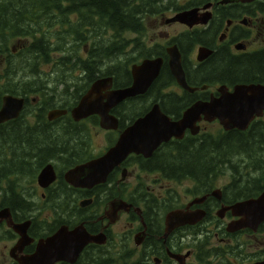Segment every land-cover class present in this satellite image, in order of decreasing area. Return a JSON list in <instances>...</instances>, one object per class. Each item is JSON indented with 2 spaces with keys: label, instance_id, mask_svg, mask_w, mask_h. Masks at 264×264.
I'll return each mask as SVG.
<instances>
[{
  "label": "flooded vegetation",
  "instance_id": "1",
  "mask_svg": "<svg viewBox=\"0 0 264 264\" xmlns=\"http://www.w3.org/2000/svg\"><path fill=\"white\" fill-rule=\"evenodd\" d=\"M203 1L181 11L168 6L152 15L158 18L152 30L155 38L143 42L142 53L131 46L134 59L124 69L115 60L105 62L103 67L101 61H94L93 69L87 68L84 58L47 61L51 79L38 90L51 94L48 106H38L41 100L37 97L34 107H28L26 99L18 119L0 124V211L9 209L15 224L31 221L27 234L32 239L22 251L12 253L21 237L7 220L3 221L0 239L5 245L0 259L19 264L12 254L18 258L31 256L39 241L55 234L62 225L73 229L81 223L90 234L104 232L107 236L105 245L91 244L82 256L89 248L100 252L115 241V228L125 221L124 227H131L126 232L133 234L136 246V237L145 233L143 257L151 256L141 264H156V259L159 264H179L170 253L184 258L185 264H264V220L257 226L230 230L240 221L264 215V200L256 203L264 196V109L245 129L226 131L218 120L208 122L204 116L190 119L181 138L162 143L149 157L129 155L104 184L75 188L66 181L68 172L105 155L126 130L156 108L172 123H178L196 105L220 98L222 90L233 94L240 86L264 88V0ZM192 8L200 9L201 19L208 15L207 22L194 27L169 22ZM172 49L180 55L191 90L184 88L173 73ZM146 60H162L159 75L145 94L111 110L110 115L118 121L117 130L103 129L98 115L78 122L73 118L72 112L96 81L112 77L113 90L131 87L134 66ZM5 64L4 55H0V67ZM150 74L146 69L144 76ZM4 78V72H0V109L5 96ZM245 94L254 98L252 93ZM54 111L65 114L51 121L49 114ZM88 127L90 139L96 135L100 146L104 141L96 154L90 152L91 145L85 139L84 129ZM6 139L10 140L8 147ZM25 146H43V163L36 166L37 160L23 156ZM6 161L13 171L1 178L7 173ZM49 165L56 180L44 188L39 176ZM87 201L89 204L83 206ZM118 201L130 207L110 225L107 213ZM241 204L245 205L233 210ZM62 208L78 212L74 224L62 223L64 218L48 224L36 215ZM176 211L193 216L197 222L176 229L165 242L166 218Z\"/></svg>",
  "mask_w": 264,
  "mask_h": 264
},
{
  "label": "water",
  "instance_id": "2",
  "mask_svg": "<svg viewBox=\"0 0 264 264\" xmlns=\"http://www.w3.org/2000/svg\"><path fill=\"white\" fill-rule=\"evenodd\" d=\"M254 0H224L223 3H248ZM209 5L204 7L207 10ZM199 8H192L178 13L169 22L180 23L189 27H194L201 22L206 23L209 16L205 15L202 19L199 17ZM203 20V21H201ZM171 54V67L179 83L186 89H189L184 72L181 67L180 55L177 49L169 51ZM162 66V60H146L140 66H134L135 81L133 86L113 90L114 79L108 77L96 81L90 91L82 98L79 106L72 112L73 118L78 122L98 115L101 118V127L105 130H117L118 121L110 115L112 109L124 101L145 94L153 81L158 77ZM146 69L151 70L150 76H144ZM107 92V93H106ZM220 98H214L210 103L196 105L188 111L181 122L172 123L168 117L162 114L159 108L153 111L146 118L140 119L133 127L126 130L116 146L109 150L102 157L93 160L87 164L78 166L68 172L66 181L75 188H92L98 184H104L109 174L120 166L131 154H143L149 157L155 149L162 143L169 141L173 137L181 138L185 125L188 120L200 119L204 116L208 122L218 120L226 131L234 129H245L252 119L264 109V99L262 97L264 88L258 86L237 87L233 94L227 91H221ZM246 92L254 95L253 99L248 98ZM105 93V94H104ZM26 98L7 94L3 98L0 109V124L8 123L20 117L26 107ZM65 111H54L49 114V119L55 120ZM260 115V114H258ZM56 180L55 171L52 165L45 167L39 176V184L46 188ZM264 200L262 196L256 203ZM90 201L84 202L83 206ZM242 205H237L233 210L240 209ZM129 205L123 201L113 202L111 212L107 213L110 225L115 224L120 219V213L128 212ZM8 222L17 234L20 235V241L12 250L16 254L32 242L27 231L31 221L23 224H15L9 209L0 211V225L3 221ZM199 220V219H198ZM264 220L261 218H248L231 226V231L240 230L251 226H257ZM197 219L181 211L170 213L166 218L165 242L169 236L178 228L187 224H195ZM137 246H142L145 241V233L136 237ZM107 236L104 232L96 235L90 234L84 223H81L70 229L67 225H62L55 234L41 239L37 245L36 252L27 257L18 258L14 254L15 260L19 264H77L87 246L91 244L105 245ZM170 256L179 262L185 264L181 256ZM159 264L158 259L155 260Z\"/></svg>",
  "mask_w": 264,
  "mask_h": 264
},
{
  "label": "trees",
  "instance_id": "3",
  "mask_svg": "<svg viewBox=\"0 0 264 264\" xmlns=\"http://www.w3.org/2000/svg\"><path fill=\"white\" fill-rule=\"evenodd\" d=\"M203 2V0H192L180 4L177 0H0V55H4L6 60L7 79L4 94L24 98L36 94L41 101L50 100L51 94L47 90H38V86L45 85L47 80L36 75L34 69L38 60H43L45 63L50 59L49 55L53 51L50 44L51 29H60L56 34L62 35L65 45L68 46V48H60L61 51H73L75 47L79 48L80 44H85L91 37L92 49L87 57L86 66L93 69L94 61H101L103 67L105 62L124 54L129 44L124 34L143 36V22L149 16L162 12L168 6L181 11L194 6V3ZM73 18H76V21L71 22L70 19ZM65 27L68 29H63ZM110 32L112 33L108 43L102 45L101 38ZM39 35L41 36L37 38ZM31 39L33 41L30 46L20 53H25V57L32 61L30 72L34 74V77L32 80L24 81L18 78L19 73L15 65L17 55L14 54L13 45L18 40ZM134 43L136 47L141 45L137 40H134ZM140 52L142 53L143 50ZM42 106H48V102ZM9 145L10 140L6 139V146ZM42 149H44L43 146L39 148L25 146L22 148V155L33 157L38 161L36 166H39L43 163L40 155ZM5 166L7 173L1 178H6L9 170L13 171L9 167L10 162L6 161ZM61 222L75 223L73 220L65 219ZM98 250L89 248L78 264L86 260L87 256H91L87 259L88 264H112L111 259L100 255ZM89 252H93V255H88ZM150 256L151 254H148L143 257V260Z\"/></svg>",
  "mask_w": 264,
  "mask_h": 264
},
{
  "label": "rangeland",
  "instance_id": "4",
  "mask_svg": "<svg viewBox=\"0 0 264 264\" xmlns=\"http://www.w3.org/2000/svg\"><path fill=\"white\" fill-rule=\"evenodd\" d=\"M188 1L190 0H179L178 3L183 4V3H187ZM170 7L172 8V6ZM73 20L76 21V18H73L72 20L70 19L71 22ZM156 21H158V18L155 19L153 16H149L146 20H144L143 22L144 31L142 32L144 33L143 36H138L136 34H131V33L124 34L125 35L124 38L129 42L128 48L126 49V52H124V54L120 55L119 57L116 56L114 59L117 63H119L121 69L122 68L124 69V67L130 64L131 59H134V54L131 53V46L132 47L135 46L134 40H137L139 43H141V45H139L138 47L135 46V48L137 49L136 52H138L142 48L141 46L143 42H147L155 38V35L153 34L152 30L155 26ZM63 29L67 30L68 28L65 27ZM59 30L60 29H51L50 44L53 47L52 49L53 51H51V54L49 55L50 62L52 60L65 61L64 58H66V60H68V58H70V60L82 59V58L87 60V57L89 56L90 51L92 49L91 37L88 38L85 44H80L79 48L75 47L73 51H65V50L61 51L59 50L60 48H68V46L65 45V40H63L62 38L63 36L56 34ZM111 33L112 32L108 34L106 33L107 35L104 36V38H101L100 41H102V45L103 44L105 45L108 43L109 36H111L110 35ZM40 36L41 35L37 36V38ZM32 41L33 39L18 40L16 41L15 45H13V48H15L14 54L17 55L15 65L19 73L18 78L24 81L28 79L32 80V78L34 77L33 76L34 74L30 72L32 61H30V58L28 59L25 57V53L21 54L20 51L22 50L25 51L30 46V43ZM47 61L44 63L43 60H38L34 71L36 75L42 77L43 79L50 80L51 75L49 74L50 69H48L49 65L47 64ZM66 67L70 68L71 65H68ZM5 69H6V64L4 67H0V72L2 73L4 72L5 74ZM74 71H72V75H74ZM6 81L7 79L5 76L4 84H6ZM37 97H39V95L33 94V95H29V98L28 97L26 98V99H29L28 107H34L35 102H33V99H36ZM46 102H48V100H46L45 102L41 101V104L38 106H42V104ZM84 133L86 135L85 137L86 141L90 143L91 145L90 152L94 154L98 153V151L101 150L100 147L104 144V141L102 145L100 146V140L98 138H95L97 137L96 135L92 136V139H90L89 127L84 129ZM92 133L94 135V131ZM25 180L27 181L28 179H25ZM36 215H38V219L40 221H45L48 224H53L56 220L63 219V218L73 220L78 216V212L72 208H62L58 210L46 209V210L41 211L40 213H36ZM125 224L126 222L122 221L120 224L116 226L115 230L116 232H118V236L115 237V241H113V243H111L110 245L103 247V249L100 250L99 254L106 258L111 259L112 264H141V262L143 261V255L145 254L144 246L137 247L134 244L133 234L130 233V235H128L129 232L128 233L126 232V230L131 229V227L125 228L124 227ZM3 241H4L3 239H0V253L4 250L5 244L3 243ZM88 255H93V252H90ZM90 257L91 256H87L86 258L88 259ZM87 259L84 261H81L80 264H88ZM195 263H197L196 260H195ZM0 264H8V263L5 259L1 258Z\"/></svg>",
  "mask_w": 264,
  "mask_h": 264
},
{
  "label": "bare ground",
  "instance_id": "5",
  "mask_svg": "<svg viewBox=\"0 0 264 264\" xmlns=\"http://www.w3.org/2000/svg\"><path fill=\"white\" fill-rule=\"evenodd\" d=\"M192 1V0H191ZM211 5V4H210Z\"/></svg>",
  "mask_w": 264,
  "mask_h": 264
}]
</instances>
